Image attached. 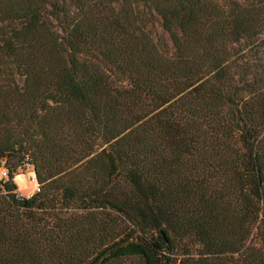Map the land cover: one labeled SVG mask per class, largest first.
I'll return each mask as SVG.
<instances>
[{
  "label": "trees",
  "instance_id": "1",
  "mask_svg": "<svg viewBox=\"0 0 264 264\" xmlns=\"http://www.w3.org/2000/svg\"><path fill=\"white\" fill-rule=\"evenodd\" d=\"M0 168V264H264V0H0Z\"/></svg>",
  "mask_w": 264,
  "mask_h": 264
},
{
  "label": "rangeland",
  "instance_id": "2",
  "mask_svg": "<svg viewBox=\"0 0 264 264\" xmlns=\"http://www.w3.org/2000/svg\"><path fill=\"white\" fill-rule=\"evenodd\" d=\"M156 27L157 26L155 25V28ZM156 30L160 33L158 27ZM158 36L161 37L164 40V42L170 45V42L166 35L164 34L162 35L160 33ZM13 182L16 186V192L19 194L20 197L23 198L30 197L38 189V184L35 179L33 168L30 165H23L22 168H20L17 171V173L14 175Z\"/></svg>",
  "mask_w": 264,
  "mask_h": 264
},
{
  "label": "built area",
  "instance_id": "3",
  "mask_svg": "<svg viewBox=\"0 0 264 264\" xmlns=\"http://www.w3.org/2000/svg\"><path fill=\"white\" fill-rule=\"evenodd\" d=\"M7 178V172L4 168H1L0 170V179H6Z\"/></svg>",
  "mask_w": 264,
  "mask_h": 264
}]
</instances>
